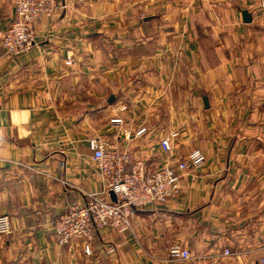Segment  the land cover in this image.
Listing matches in <instances>:
<instances>
[{
    "label": "crops",
    "instance_id": "0c3cea01",
    "mask_svg": "<svg viewBox=\"0 0 264 264\" xmlns=\"http://www.w3.org/2000/svg\"><path fill=\"white\" fill-rule=\"evenodd\" d=\"M60 2L36 22L35 46L11 56L1 32L15 13L0 0V214L11 220L0 264H187L175 245L264 264V151L246 149L264 145V62L248 49L262 0ZM94 138L150 171L195 149L206 161L187 162L178 196L135 211L124 234L99 230L87 252L82 238L60 245L53 221L104 190Z\"/></svg>",
    "mask_w": 264,
    "mask_h": 264
},
{
    "label": "built area",
    "instance_id": "2783aa9c",
    "mask_svg": "<svg viewBox=\"0 0 264 264\" xmlns=\"http://www.w3.org/2000/svg\"><path fill=\"white\" fill-rule=\"evenodd\" d=\"M15 16L1 33L3 47L8 55L20 56L29 52L36 44L35 24L41 18H53L61 7L60 0H10ZM264 6V0H262ZM115 124H123V118L112 119ZM145 129L138 131L143 134ZM161 141L163 151H173V138ZM96 170L104 184V190L87 194L84 202H74L53 221V230L60 245L68 244L74 238L86 241V251L97 232L109 228L119 234L131 229V216L139 209L152 204H165L181 192L180 172L188 169L189 163L200 168L206 156L199 149L193 150L187 161L176 165H165L156 170H148L142 160L132 161L131 155L116 148H110L99 138L89 141ZM111 193L115 195L112 198ZM11 233V220L0 214V235ZM172 258L187 264H225L224 260L237 253L224 248L218 253L193 254L180 245L170 249Z\"/></svg>",
    "mask_w": 264,
    "mask_h": 264
},
{
    "label": "rangeland",
    "instance_id": "374dc122",
    "mask_svg": "<svg viewBox=\"0 0 264 264\" xmlns=\"http://www.w3.org/2000/svg\"><path fill=\"white\" fill-rule=\"evenodd\" d=\"M259 3V1H258ZM255 15H257L256 26L254 27L253 37L251 38V42H249L248 49H253L254 60L264 62V8L262 6L256 5L254 8ZM259 112L254 113V119L257 118ZM262 116V114H260ZM260 116V118H261ZM264 144V143H262ZM246 146V143H245ZM250 147V151H264V145L256 144L247 145L246 149ZM260 179V178H259Z\"/></svg>",
    "mask_w": 264,
    "mask_h": 264
},
{
    "label": "water",
    "instance_id": "95a60500",
    "mask_svg": "<svg viewBox=\"0 0 264 264\" xmlns=\"http://www.w3.org/2000/svg\"><path fill=\"white\" fill-rule=\"evenodd\" d=\"M245 17H246V22H251V16L250 15L245 14ZM111 195H112V198L115 199V195L113 193H111Z\"/></svg>",
    "mask_w": 264,
    "mask_h": 264
}]
</instances>
